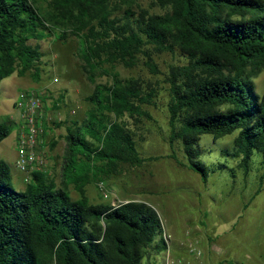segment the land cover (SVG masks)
I'll return each instance as SVG.
<instances>
[{
	"label": "trees",
	"instance_id": "trees-1",
	"mask_svg": "<svg viewBox=\"0 0 264 264\" xmlns=\"http://www.w3.org/2000/svg\"><path fill=\"white\" fill-rule=\"evenodd\" d=\"M152 14L136 0H0V83L28 74L39 81L43 54L37 42H79L80 67L93 92L83 122L66 127L62 185L35 172L24 190L9 180L0 159V264H144L166 251L157 212L145 203L113 208L93 205L85 188L121 164H141L129 120L149 118L156 90L118 67L141 60L160 74L154 53L180 57L166 75L170 159L197 173L204 183L227 169L207 167L201 138L237 133L227 157L248 173L260 155L264 185V95L253 79L264 72V0H152ZM106 78V83L99 79ZM65 125V124H63ZM61 123L58 127L63 126ZM11 125L0 124V145ZM178 144L185 162L176 157ZM229 169V168H228ZM73 187L79 194L74 200Z\"/></svg>",
	"mask_w": 264,
	"mask_h": 264
},
{
	"label": "rangeland",
	"instance_id": "rangeland-1",
	"mask_svg": "<svg viewBox=\"0 0 264 264\" xmlns=\"http://www.w3.org/2000/svg\"><path fill=\"white\" fill-rule=\"evenodd\" d=\"M136 1L152 14L163 13L160 8L153 6L152 0ZM29 43L38 46L43 54L40 80L36 81L31 74L22 78L12 75L0 83V124L7 123L12 129L10 136L0 145V159L10 166L9 183L17 191L24 190L26 185L22 178L26 174L15 165L17 135L22 121L21 112L14 105L19 94L30 88L47 89V92L43 91L45 106L49 109L44 150L48 173L61 186L67 149L66 127L72 122H83L90 108L85 99L92 94L94 87L88 83L81 70L79 42L76 38L65 42L53 38L41 42L32 40ZM153 59L160 74H153L144 65V60L134 68H117L122 78L139 79L156 90L154 104L143 106L149 118L142 122H128L142 162L121 164L110 174V178H99L86 186V197L93 205L111 206L112 201L116 200L145 203L153 207L173 245L181 242L186 249L185 258L170 256L171 260L182 264H193L203 259V255L196 258L187 251V243L190 242L203 253L199 237L203 235L201 231L206 220L199 206L201 200V205L208 212V231L215 235L214 240L223 251L220 261H226L223 264H264V185L256 195L263 174L260 155L255 154L251 172L246 173L239 167V160L233 161L223 152L225 147L231 149L237 133L219 140L211 135L203 136L198 145L200 160L209 168L217 164L227 166L226 170L211 174L207 183L197 173L194 174L170 159V96L166 75L171 65H181L180 57L171 53H154ZM107 81L106 78L98 80L99 83ZM253 83L257 94L264 95V72L253 79ZM59 123L65 125L58 127ZM175 147L176 157L185 162L180 146L176 144ZM100 182L111 193L110 199H105L100 193ZM69 192L74 200L80 198L73 187L69 188ZM246 205L248 207L244 210ZM220 229L224 232L217 234ZM158 262L163 264L161 257Z\"/></svg>",
	"mask_w": 264,
	"mask_h": 264
},
{
	"label": "built area",
	"instance_id": "built-area-1",
	"mask_svg": "<svg viewBox=\"0 0 264 264\" xmlns=\"http://www.w3.org/2000/svg\"><path fill=\"white\" fill-rule=\"evenodd\" d=\"M45 92L36 90H26L19 94L14 104L21 112L20 127L17 135L16 145V168L25 173L24 182L27 184L31 181V176L35 172L48 173V161L46 152L42 145V137L45 133V125L47 120V111L45 106ZM50 174V173H49ZM98 189L105 199H110L111 193L108 192L103 182L98 184ZM129 202L112 201L111 206L117 208L120 205ZM167 243V254L170 248V236H164ZM187 251L190 255L201 258L203 253L193 243H187ZM217 254L221 253V249L217 248ZM167 264H182L180 261L175 262L171 257H167Z\"/></svg>",
	"mask_w": 264,
	"mask_h": 264
},
{
	"label": "crops",
	"instance_id": "crops-1",
	"mask_svg": "<svg viewBox=\"0 0 264 264\" xmlns=\"http://www.w3.org/2000/svg\"><path fill=\"white\" fill-rule=\"evenodd\" d=\"M49 88V86H47ZM32 90H36V91H46L47 92V89L45 88H41V89H38V88H30ZM59 105V103H57ZM54 106H56L54 104ZM46 111L48 113L49 109L48 107H46ZM48 120V118H47ZM47 131H48V121L46 122V125H45V133H44V136L42 137V145L44 146L45 145V137L47 136ZM16 156H17V153H16ZM187 168V167H186ZM187 170L191 171L190 169L187 168ZM193 172V171H191ZM194 174H196L195 172H193ZM24 180H25V177H22ZM201 178V177H200ZM210 178V177H209ZM22 179V180H23ZM202 180V179H201ZM209 180V179H208ZM26 184V183H25ZM201 197V195H200ZM255 197L252 198V200L254 199ZM251 202V201H250ZM250 202L248 203V205L250 204ZM248 205H246L244 207V210L247 209ZM199 206H200V209L202 208L203 210V216H204V220H206L203 224V235L201 237H199L200 241H201V247H202V250H203V259L199 262V261H196V262H193V264H223L224 262L226 261H220L221 260V255L223 253L222 249L220 248V246H218L214 240V237L215 235L210 233L208 231V226H207V217H208V212L205 210V207L203 208V206L201 205V200L199 202ZM153 210H155L153 207H151ZM194 208V206L192 207ZM156 211V210H155ZM157 212V211H156ZM158 214V212H157ZM159 216V214H158ZM160 217V216H159ZM161 220V218H160ZM187 219L185 218V221ZM161 223H162V226H163V238L165 235H167V231L165 229V226L161 220ZM224 230L223 229H220L217 231V234H220V233H223ZM164 241H165V238H164ZM211 241V243L209 242ZM166 242V241H165ZM217 245V246H216ZM166 246H167V243H166ZM217 248H220L221 249V253L220 254H217L216 253V249ZM170 253V254H169ZM169 253L166 254L165 251L157 254H152L149 259H147L146 263L144 262V264H159L158 262V258L161 257L162 261H163V264H167V257L168 256H172L174 258H177V257H183L185 258L187 256L186 254V249L184 247H182V244L181 242L174 246L172 242H170V248H169Z\"/></svg>",
	"mask_w": 264,
	"mask_h": 264
}]
</instances>
